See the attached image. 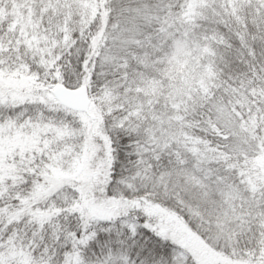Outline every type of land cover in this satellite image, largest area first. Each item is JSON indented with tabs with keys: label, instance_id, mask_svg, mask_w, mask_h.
<instances>
[{
	"label": "snow or ice",
	"instance_id": "6c2138e0",
	"mask_svg": "<svg viewBox=\"0 0 264 264\" xmlns=\"http://www.w3.org/2000/svg\"><path fill=\"white\" fill-rule=\"evenodd\" d=\"M0 264H264V0H0Z\"/></svg>",
	"mask_w": 264,
	"mask_h": 264
}]
</instances>
